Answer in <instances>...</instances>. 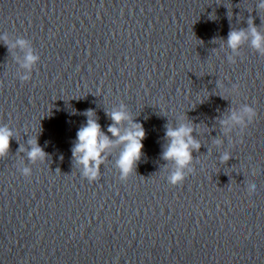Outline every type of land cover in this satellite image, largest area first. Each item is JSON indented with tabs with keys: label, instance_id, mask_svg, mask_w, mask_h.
<instances>
[{
	"label": "water",
	"instance_id": "95a60500",
	"mask_svg": "<svg viewBox=\"0 0 264 264\" xmlns=\"http://www.w3.org/2000/svg\"><path fill=\"white\" fill-rule=\"evenodd\" d=\"M261 5L0 0V127L13 132L0 264H264V51L250 31L264 34ZM233 30L247 34L237 49ZM29 50L39 59L26 68ZM89 109L113 141L96 179L73 155ZM112 111L127 114L121 134L145 132L127 175ZM184 124L201 147L173 184L166 133ZM32 140L44 158L29 157Z\"/></svg>",
	"mask_w": 264,
	"mask_h": 264
},
{
	"label": "clouds",
	"instance_id": "9594fccd",
	"mask_svg": "<svg viewBox=\"0 0 264 264\" xmlns=\"http://www.w3.org/2000/svg\"><path fill=\"white\" fill-rule=\"evenodd\" d=\"M264 7V5H261ZM252 46L257 50L264 51V34L260 33L254 22L251 23L250 27ZM246 32L244 30H233L229 33L228 44L232 49H237L244 39L246 38ZM7 39V37H2ZM18 43L21 46H26L27 41L20 40ZM39 57L33 54L31 50L28 51L25 60L24 67L31 68V66L38 61ZM24 79H28L27 76ZM243 112L248 115L249 118L254 116V110L251 107H245ZM88 116L87 124L80 128L78 131V142L75 144L73 149V155L78 159L79 163L84 165L85 175L91 179H96L99 172V166L103 162V153L109 149L113 141L101 130V125L94 118V112L89 109L85 113ZM111 119L114 121L109 126L108 131L113 136L117 137L118 143H123L124 150L120 154L118 165L124 175H127L133 170L135 162L140 158L143 144L142 140L145 136L143 126L141 124H134L124 134H121V129L117 125L124 119H127V114L124 111H112L110 113ZM231 120L242 123L244 116L241 114L233 113ZM224 123H228L225 121ZM193 128L187 124L181 125L178 128H168L167 137L170 138V143L167 146L166 151L163 153L165 159H172L175 161L177 171L170 177V182L178 184L184 179L183 169L190 164L192 161V150H198L201 145L192 136ZM13 132L8 127H0V157L7 154L11 146V138ZM34 146L28 153L32 160L37 158H44L45 153L40 148L35 140L30 141ZM23 150V149H21ZM229 157L225 155L224 160ZM28 169L24 172L27 174ZM255 184L251 186V190H255Z\"/></svg>",
	"mask_w": 264,
	"mask_h": 264
}]
</instances>
